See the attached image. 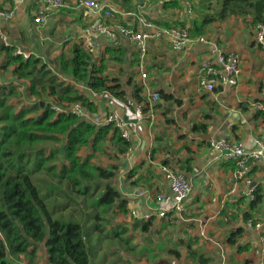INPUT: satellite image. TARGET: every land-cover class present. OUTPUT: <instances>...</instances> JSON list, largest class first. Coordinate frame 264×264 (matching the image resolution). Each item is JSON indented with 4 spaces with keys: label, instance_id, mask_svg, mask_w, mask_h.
Here are the masks:
<instances>
[{
    "label": "crops",
    "instance_id": "0c3cea01",
    "mask_svg": "<svg viewBox=\"0 0 264 264\" xmlns=\"http://www.w3.org/2000/svg\"><path fill=\"white\" fill-rule=\"evenodd\" d=\"M64 1V7L51 10L44 23H37L34 17L43 7L42 0H24L20 4L11 0L9 6L15 7V15L3 26L11 47L42 58L50 69L57 71L55 59L62 52L70 54L72 47L78 43L91 53L93 62L104 61L106 73L118 77L125 95L133 97V87L141 81L127 76L130 63L133 60L137 62L133 45L126 40L111 44L104 36L97 38L93 46L84 44L79 34L94 15L80 5V0ZM102 1L109 5L112 3L110 6L115 11L113 21L124 25L130 23L127 12L132 10V6L120 9L116 8L117 0ZM2 2L7 5L9 0H0ZM176 6L181 8V4ZM175 7L159 8L157 24L167 26L166 23H172L179 13L175 12ZM241 17L231 16L223 22L213 23L203 34L221 48L239 55L240 78L233 89L217 87L209 92L199 87L200 63L211 59L208 44L192 42L182 51L172 50L162 38L150 44L146 81L149 90L158 92L160 97L153 109L146 112L145 126L132 138L129 154L120 156L118 175L114 179L116 188L127 199V213L118 212L114 222L124 224L129 228L127 233L137 235L126 250L130 264H264V255L254 252L264 246L260 241V237L264 236V155L253 162L249 170L248 176L257 182L262 197L252 210V217L245 219L244 212L250 210L247 186L243 181L234 179V163L218 158L209 147L211 139L252 142L261 135L260 125L264 121V54L254 41L250 19L242 17L241 21ZM180 20L182 23L183 20ZM112 46L124 48L123 56L115 59L114 53H108L107 48ZM2 64L3 57L0 56V74L9 69V80L17 82L11 72L13 67H3ZM55 73L59 80L74 85L93 103L96 108L94 114L108 109L105 98L91 97V89L86 83ZM140 94L141 98L146 97L145 89ZM52 99L49 97L46 101ZM256 104L262 109H257ZM197 124H204L206 128L193 129ZM149 127L150 131L147 130ZM83 151L86 152L87 148ZM165 161L191 184L190 194L184 201V211L172 223L176 233L173 236L167 235L170 227H163L168 226L167 217L158 216L164 204L154 199L157 191L168 190L160 169ZM131 170L136 173L133 178L127 179ZM131 209L151 214L148 231L132 226L134 218L129 215ZM248 219L260 222L261 228L248 226ZM107 227L111 228L110 225ZM202 227L208 239L200 235ZM237 228L241 232L236 235V241L228 242L230 234ZM159 235L167 238L168 245L157 244L160 250L150 251L147 258L139 255L144 251H138L142 245L147 241L153 244L154 237ZM180 241L181 244L178 243ZM20 264H50L44 243L39 244L32 262L20 255Z\"/></svg>",
    "mask_w": 264,
    "mask_h": 264
},
{
    "label": "trees",
    "instance_id": "16d2710c",
    "mask_svg": "<svg viewBox=\"0 0 264 264\" xmlns=\"http://www.w3.org/2000/svg\"><path fill=\"white\" fill-rule=\"evenodd\" d=\"M10 1L7 5L0 3V8L11 5ZM176 5L177 1L168 0L162 9ZM200 7L205 10L192 22L190 37L203 35L209 25L231 16L250 19L252 24L264 23V0H199ZM15 50L0 44L2 66H12L11 72L17 81L0 84V264H20V255L32 262L41 243L45 245L50 264H89L82 225L71 219L73 212L77 208L83 215L94 216L99 231L106 223L115 228L113 236L121 239L127 234L129 228L114 222L113 218L118 212L127 213V199L116 188L114 179L118 175L120 156L130 143L110 125L97 127L73 114L55 113L46 100L51 97L58 103L80 101L93 113L96 110L74 85L59 80L55 72L86 83L97 92L108 91L122 97L125 91L118 77L106 73L104 61L93 62L91 53L78 43L70 54L62 52L55 59L57 71L50 69L42 58L34 54L23 58ZM107 51L114 53L115 59L123 56L119 47H108ZM20 87H24L27 98L33 99L32 103L13 102L26 98ZM141 90L139 84L133 87L135 99H141ZM198 128L206 127L204 124L193 126ZM84 148H87L85 153ZM103 155L111 161L107 165L93 160L94 156L99 159ZM135 173V170L129 171L127 179ZM261 197L260 187L256 186L254 198L249 201L250 210L244 212L245 219L252 217V210ZM50 198L54 199V207L58 199V211L68 209L70 216L54 217V208L51 210L48 206ZM87 207L90 212L85 210ZM109 210L111 216L104 218ZM151 217L134 218L132 226L148 231ZM166 217L168 226L163 227H170L167 235L173 236L175 216ZM240 232L239 228L233 231L228 242L234 243ZM171 251L178 254L175 249Z\"/></svg>",
    "mask_w": 264,
    "mask_h": 264
},
{
    "label": "built area",
    "instance_id": "2783aa9c",
    "mask_svg": "<svg viewBox=\"0 0 264 264\" xmlns=\"http://www.w3.org/2000/svg\"><path fill=\"white\" fill-rule=\"evenodd\" d=\"M20 4L24 0H12ZM43 7L34 17L37 23H44L49 12L58 7L64 6V0H42ZM168 0H132V10L129 12L130 23L127 25L113 22L112 15L114 8L102 0H80V5L90 10L94 17L82 30L81 38L84 44L93 46L95 40L104 36L111 44H116L120 40H126L131 43L137 53L136 72L142 89H145V96L140 100L132 96L124 95L122 97L113 96L108 91L97 92L90 90L92 98H105L108 109L101 114H94L80 101L58 103L50 100L48 103L55 113L73 114L81 121H86L95 126L110 125L119 132L122 139L131 142L135 135L140 133L145 126L146 112L151 111L155 102L159 100L158 92H151L147 85L148 69L147 60L150 44L153 40L162 38L166 40L172 50L182 51L192 42L208 44L211 59L202 61L199 67L198 84L199 87L209 92L214 91L217 87L227 88L236 87L239 82L241 72V60L239 55L231 50H225L218 43L206 37L198 35L190 37L189 27L187 25H159L157 24L156 15L159 8ZM181 4V8L191 11L192 0H174ZM179 7H175V12ZM15 15V7L7 6L0 8V44L4 47L11 46L9 37L4 29L5 21H10ZM254 40L264 54V23L257 22L253 24ZM23 58H27L30 53L20 49L14 51ZM257 109H262L261 105L256 104ZM148 131H150L147 128ZM260 138L252 142L244 140H229L228 138L211 139L209 147L221 159L231 160L235 169L233 177L235 180L243 181L248 187L252 182L249 178L251 164L264 155V121L260 125ZM131 145L124 153L129 154ZM164 180L167 182L168 190L161 189L154 194V199L159 204H164L158 211L159 217H166L168 214L175 216L173 222L178 220L184 211V201L191 191V184L184 175L175 171L170 166L162 164L160 166ZM256 185L247 189V200L254 198ZM132 218L148 220L151 214L141 213L135 209L129 211ZM248 226L261 228L260 222H254L252 219L246 220ZM200 235L209 238L204 231L200 230ZM264 243V236L260 237ZM255 253L263 256L264 246L254 250ZM20 263V262H19Z\"/></svg>",
    "mask_w": 264,
    "mask_h": 264
},
{
    "label": "rangeland",
    "instance_id": "374dc122",
    "mask_svg": "<svg viewBox=\"0 0 264 264\" xmlns=\"http://www.w3.org/2000/svg\"><path fill=\"white\" fill-rule=\"evenodd\" d=\"M125 0H117L115 1V3H117L116 8H120V9H127L130 8L131 5V0H126L127 2H124ZM193 1V5H192V9L191 11L185 10L183 8H179L178 9V14L175 15V19L172 23H170V25H185L188 24V27L190 29L192 22L195 19H198L201 16V12H203V10H205L204 8L202 9L201 7L199 8V0H192ZM112 4V3H111ZM110 4V5H111ZM115 4L113 3V6ZM116 14V13H115ZM115 17V16H114ZM113 18V15H112ZM116 19V17H115ZM183 20L182 23H180L178 20ZM243 19L242 17L240 18V20ZM180 20V21H181ZM242 21V20H241ZM114 22V21H113ZM85 23V22H83ZM240 22L238 21L237 24H239ZM84 25V24H83ZM86 26V25H85ZM84 26V27H85ZM253 38H254V34H253ZM255 41V40H254ZM122 50H124V48H120ZM105 64V62H104ZM130 72L127 74L128 77H130L132 80H136L137 77V72H136V62L133 60L130 63ZM12 80H9V69L6 71H1L0 74V84H7L8 82H10ZM232 89L235 87H231ZM22 90V94L24 97L25 96V90L24 87H21ZM15 98L11 99V101H13ZM17 101H13L16 103H20V104H30L33 102V99H29V98H24L22 100V98H18ZM83 153H85L83 151ZM95 158H93V160H97L99 162H101L104 165H107L110 160L107 158L106 155L101 156L99 159L96 158V156H94ZM58 199L57 202L55 204L54 207V199L50 198L48 200V206L49 208L52 210L54 208L55 213H53L54 217H61L62 215L66 216H70V210L65 209L63 211H58L57 203H58ZM72 208V207H71ZM110 208H115V207H110ZM86 211H91L88 207L85 208ZM111 210L108 211L107 214H104L103 217L104 218H109L111 215ZM62 214V215H61ZM73 221H79L82 225V234L84 236V242H85V246H86V251L88 253V257H89V264H130V261L128 259V255L126 254V250L128 248V246L130 245L129 242L134 239L137 235L135 234H130L127 233V235L122 236V238H117L115 236L112 235L113 231H115V228H108L107 226H109V224L104 223V227L102 229V231H99V229H96V221L94 216L92 215H87L82 213L81 210H76L73 212ZM117 214L113 215V218L116 217ZM67 218V217H66ZM111 219V218H110ZM127 236V237H126ZM154 241L153 244L150 242H146L142 245V247L138 250H144L141 254L139 253V255H145V257L147 258L148 256H150V251H158V246L159 245H168V241L166 240L167 238H162L160 235L159 237H154ZM147 240V239H146ZM157 241V242H156ZM39 247V245H38ZM134 247V246H133ZM132 247V248H133ZM41 249V248H40ZM38 250V248H37ZM36 250V253H37ZM160 250V249H159ZM156 253V252H155ZM146 264H150V262H146Z\"/></svg>",
    "mask_w": 264,
    "mask_h": 264
},
{
    "label": "water",
    "instance_id": "95a60500",
    "mask_svg": "<svg viewBox=\"0 0 264 264\" xmlns=\"http://www.w3.org/2000/svg\"><path fill=\"white\" fill-rule=\"evenodd\" d=\"M256 184H257L256 181H252V182L249 184V186L247 187V189H248L250 186H252V185H256Z\"/></svg>",
    "mask_w": 264,
    "mask_h": 264
},
{
    "label": "clouds",
    "instance_id": "9594fccd",
    "mask_svg": "<svg viewBox=\"0 0 264 264\" xmlns=\"http://www.w3.org/2000/svg\"><path fill=\"white\" fill-rule=\"evenodd\" d=\"M64 6H65V1H64ZM64 6H62V7H64ZM85 9H86V8H85ZM86 10H87V9H86ZM87 11H89V10H87ZM89 23H90V22H89ZM89 23H87V24H89ZM87 24H86V25H87ZM83 29H84V27H83ZM83 29H82V30H83ZM79 35H80V38H81V34H79Z\"/></svg>",
    "mask_w": 264,
    "mask_h": 264
}]
</instances>
